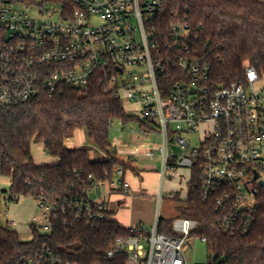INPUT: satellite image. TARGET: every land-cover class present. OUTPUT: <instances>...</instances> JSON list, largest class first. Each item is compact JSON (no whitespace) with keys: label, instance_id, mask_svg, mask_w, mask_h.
Wrapping results in <instances>:
<instances>
[{"label":"built area","instance_id":"1","mask_svg":"<svg viewBox=\"0 0 264 264\" xmlns=\"http://www.w3.org/2000/svg\"><path fill=\"white\" fill-rule=\"evenodd\" d=\"M67 1L0 0V110L86 88L101 74L107 91L141 114L131 129L134 137L115 141L113 151L134 164L141 157L159 162L157 199L169 170L188 168L191 180L198 167L202 199L214 205L219 228L232 236L252 235L264 195V77L248 65L243 78L214 85L208 64L192 53L189 26L158 21L165 0ZM172 133L182 152L191 147L184 134L199 135L200 145L175 157ZM155 136L157 144L142 142ZM125 176L116 167L106 182L92 175L86 181L74 171L83 188L64 199L37 201L42 219L33 217L30 227L51 233L60 217L99 225L110 218L107 198L130 188ZM8 196L1 199L7 207ZM6 216L15 227L10 211ZM160 224L159 212L151 225L136 224L130 228L135 235L118 238L108 258L124 256V264H192L184 247L194 238L207 243L193 236L199 222L172 220V236L161 233ZM19 264L64 263L44 250Z\"/></svg>","mask_w":264,"mask_h":264},{"label":"trees","instance_id":"2","mask_svg":"<svg viewBox=\"0 0 264 264\" xmlns=\"http://www.w3.org/2000/svg\"><path fill=\"white\" fill-rule=\"evenodd\" d=\"M158 21L167 27L180 21L189 26L192 53L208 64L214 85L243 78L248 65L264 77V0H165ZM106 88L99 74L86 88L67 89L51 99L0 110V177L10 180L7 194L11 203L25 198L53 202L76 194L85 184H76L74 171L81 172L86 181L92 175L100 182L112 179L116 167L138 174L133 162L114 153L110 134L115 122L124 129L139 121ZM79 130L86 132L88 141L106 160L91 158L86 148H68L67 141ZM34 143H41L58 163L37 164L31 152ZM200 184L196 167L178 211L181 218L199 222L193 236L207 239L213 254L209 264H264V195L254 233L232 236L219 228L215 207L202 199ZM1 213L0 198V264H19L44 250L64 264H124V256L111 259L107 252L118 238L135 235L112 218L89 226L60 217L48 234L31 225L32 240L24 242L3 223ZM159 231L172 236V221L161 219Z\"/></svg>","mask_w":264,"mask_h":264},{"label":"rangeland","instance_id":"3","mask_svg":"<svg viewBox=\"0 0 264 264\" xmlns=\"http://www.w3.org/2000/svg\"><path fill=\"white\" fill-rule=\"evenodd\" d=\"M130 103L123 100V106L128 115L140 118L141 114L138 111L131 109ZM137 126L136 123L129 124L126 128H122L119 122H115L112 126L110 139L111 144L117 140L129 142L135 134L131 133V129ZM191 142V147L182 152L177 144V135H170V152L175 157L190 155L194 149L200 145V136L197 134H184ZM75 142L81 148H86L89 151H93L91 158L98 161L106 160V157L100 155L98 150L88 141L87 134L84 130H79L75 133ZM157 136L149 139H144L142 142H154L159 143ZM92 149V150H91ZM32 155L39 164H56V160L49 156L41 143H34L31 147ZM91 153V152H90ZM119 159L125 160V156L118 155ZM138 170V174L134 175L135 178L132 180V188L136 193L137 188L139 190L148 193L149 195H156L159 191V171L160 164L158 161H152L150 159L141 157L138 163L134 164ZM176 174L171 170L168 172V178L166 179L164 189L162 190V199L158 200L155 205V211L159 212L160 218L166 221H172L180 218L178 207L184 204L188 192V181L190 180V169L178 167ZM10 187V182L6 177H0V198L3 200L7 197V190ZM162 189V188H161ZM133 191V194H135ZM157 196V195H156ZM177 200H176V199ZM139 208L144 211V215H151L152 203L148 201L139 202ZM10 211V221L16 222L17 226L11 227L15 231H18L20 239L24 242L32 240V230L30 224L33 217H36L39 221L41 218V210L38 207L36 200L31 198L21 199L18 203H12L9 207L2 203L3 217L2 221L4 224L7 223L8 217L6 213ZM144 218V216H142ZM19 225V226H18ZM184 252L187 259L192 264H209V260L213 258V254L209 251L208 246L203 244L198 238H194L190 245L184 247Z\"/></svg>","mask_w":264,"mask_h":264},{"label":"crops","instance_id":"4","mask_svg":"<svg viewBox=\"0 0 264 264\" xmlns=\"http://www.w3.org/2000/svg\"><path fill=\"white\" fill-rule=\"evenodd\" d=\"M74 139H75V136L74 138H71L67 141L68 148H71V149L81 148V146L78 145L79 143L75 142ZM93 153L94 152L91 151L90 156H92ZM55 160L58 163V159H55ZM35 162L39 164L37 161ZM134 175L135 174H132L130 172L126 173L125 179L130 184V188L128 190L112 194L106 200L107 205L109 207L110 218L117 221L119 225L125 229L133 228L138 223H144L146 225H151L153 221L155 220L156 213H157L154 208L157 203V201L155 200V197L157 198L156 195L158 193L156 195H149L148 193H145L144 191L139 190V188L135 189L136 190V193H135V191L132 188V185H133L132 180L133 178H135ZM133 191L135 194H133ZM141 201H148L152 203L151 215L149 214L144 215V211H142L138 206L139 202ZM10 216H11V212H10ZM142 216H144V218H142Z\"/></svg>","mask_w":264,"mask_h":264},{"label":"water","instance_id":"5","mask_svg":"<svg viewBox=\"0 0 264 264\" xmlns=\"http://www.w3.org/2000/svg\"><path fill=\"white\" fill-rule=\"evenodd\" d=\"M256 178H257V176H256Z\"/></svg>","mask_w":264,"mask_h":264}]
</instances>
